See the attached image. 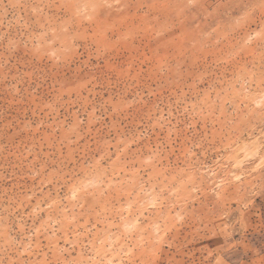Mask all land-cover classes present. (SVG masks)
<instances>
[{"label": "rangeland", "instance_id": "obj_1", "mask_svg": "<svg viewBox=\"0 0 264 264\" xmlns=\"http://www.w3.org/2000/svg\"><path fill=\"white\" fill-rule=\"evenodd\" d=\"M133 2L0 0V264H264V8Z\"/></svg>", "mask_w": 264, "mask_h": 264}, {"label": "bare ground", "instance_id": "obj_2", "mask_svg": "<svg viewBox=\"0 0 264 264\" xmlns=\"http://www.w3.org/2000/svg\"><path fill=\"white\" fill-rule=\"evenodd\" d=\"M85 3L92 4L97 3L100 0H83ZM106 1V0H105ZM155 0H134V7L141 8L146 3H152ZM130 3V2H129ZM97 8V6H96ZM222 12H219L216 8L212 12V17L216 20L218 30L214 33L213 38L215 40L224 42L225 49H232L233 46L242 43L252 32H256L254 29H250L248 24L250 21H254L253 14L263 10L264 0H227L222 5ZM94 9V8H93ZM208 13L206 10L204 14ZM194 43L198 44L202 40L198 35L191 36ZM221 42V43H222Z\"/></svg>", "mask_w": 264, "mask_h": 264}]
</instances>
